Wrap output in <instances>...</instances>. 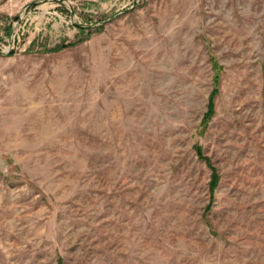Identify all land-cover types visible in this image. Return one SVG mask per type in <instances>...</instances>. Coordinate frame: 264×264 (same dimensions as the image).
Instances as JSON below:
<instances>
[{
    "label": "rangeland",
    "instance_id": "rangeland-1",
    "mask_svg": "<svg viewBox=\"0 0 264 264\" xmlns=\"http://www.w3.org/2000/svg\"><path fill=\"white\" fill-rule=\"evenodd\" d=\"M0 264H264V0H0Z\"/></svg>",
    "mask_w": 264,
    "mask_h": 264
},
{
    "label": "trees",
    "instance_id": "trees-1",
    "mask_svg": "<svg viewBox=\"0 0 264 264\" xmlns=\"http://www.w3.org/2000/svg\"><path fill=\"white\" fill-rule=\"evenodd\" d=\"M216 93V92H215ZM214 93V94H215ZM214 94L212 95V98L214 97ZM213 108H214V105H213V101H211L210 102V105H209V111L206 113V115H205V118H210L211 116H212V114H213ZM216 181H218L217 180V176H215V183H213V185H215L217 182Z\"/></svg>",
    "mask_w": 264,
    "mask_h": 264
}]
</instances>
